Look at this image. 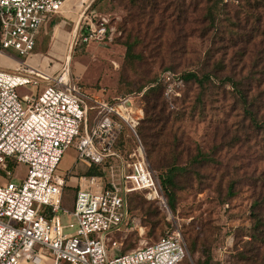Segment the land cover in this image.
<instances>
[{
  "label": "rangeland",
  "instance_id": "374dc122",
  "mask_svg": "<svg viewBox=\"0 0 264 264\" xmlns=\"http://www.w3.org/2000/svg\"><path fill=\"white\" fill-rule=\"evenodd\" d=\"M81 1L70 0L63 14L50 18L28 55L2 51L11 60L50 74L67 64L69 74L86 94L134 96L142 108L137 134L167 209L139 194L130 196L129 215L139 221L143 234L138 235L137 230L127 234L118 250H108L109 256L152 244L177 231L187 247V256L180 264H264V236L252 230L255 201L264 215V35L254 36L251 31L256 24L250 23L254 14L248 8L249 0H223L218 5L213 26L219 31L211 30L209 21L202 23L205 0H167L172 4L170 12L181 1H195L197 13L191 18L197 17L200 24L183 25L180 40V23L171 18L159 40L149 45H142L135 34L128 39L124 32L131 28L126 24L129 0H98L87 9L86 13L98 16L95 21L104 19L113 35L111 41L83 42L79 37L83 27L79 22ZM255 15L260 17L257 23L264 33V9L256 10ZM125 44H131L133 55H125ZM165 70L180 77L193 74L201 81H186L174 110L164 106L157 120L161 148L152 152L140 133L153 117L152 111L146 112L152 85ZM205 76L209 78L202 79ZM93 119L90 112L89 126ZM119 140L130 151L134 149L127 129ZM170 167L178 168L171 184L166 185L171 208L159 182ZM88 168L73 148L64 151L54 173L60 178L71 173L70 186L62 194L63 209H73V183ZM9 170L11 176L0 170V185L19 184L27 168L19 164L9 166Z\"/></svg>",
  "mask_w": 264,
  "mask_h": 264
},
{
  "label": "built area",
  "instance_id": "2783aa9c",
  "mask_svg": "<svg viewBox=\"0 0 264 264\" xmlns=\"http://www.w3.org/2000/svg\"><path fill=\"white\" fill-rule=\"evenodd\" d=\"M69 1L0 0V53L32 52L40 30ZM92 1L80 4L79 37L111 41L106 21L86 13ZM159 80L167 98L179 95L174 75L164 72ZM135 99L86 94L67 64L55 74L20 62L12 71L0 70V170L11 176L9 166L27 168L19 184L0 185V264H180L185 259L187 247L177 231L125 254L108 253L134 230L143 234L129 215L130 196L139 194L167 209L137 134L143 110ZM124 128L133 139L132 151L119 140ZM70 147L100 174L77 177L68 211L62 194L71 173L65 178L54 173Z\"/></svg>",
  "mask_w": 264,
  "mask_h": 264
},
{
  "label": "trees",
  "instance_id": "16d2710c",
  "mask_svg": "<svg viewBox=\"0 0 264 264\" xmlns=\"http://www.w3.org/2000/svg\"><path fill=\"white\" fill-rule=\"evenodd\" d=\"M98 0H93L90 8L96 3ZM248 1V0H247ZM129 4L131 5V8L129 9L128 13V21L126 22L127 25H131V28L129 30H124V32H127L128 39L131 36V34H135V36L138 38V40L141 42L142 45H149L151 42H156L159 40V35L167 28L168 22L171 18H174L175 21H179L180 23V40L183 39L184 34V26L191 25V24H200L198 22L197 17L196 19H192L191 17L197 13V5H195V1L192 3H186L185 1H181L180 4L176 5L175 9L170 12V9L172 8L171 3H167V0H129ZM223 0H205V14L203 15L202 23L205 21H209L211 24V27L209 28L211 30L219 31V28L216 26H213V24L216 21V18L218 17L219 13V7L218 5L222 3ZM248 8L252 10L253 16L251 17L250 23H255L256 26L251 27V31L254 33V36L258 34L264 35V33L260 32V25L257 23L259 21V16L255 15L256 10L264 9V0H249L248 1ZM236 18H238V14L235 15ZM245 23L249 25L250 23L245 19ZM169 28H171V23L169 24ZM143 32V34H141ZM139 42V44H140ZM138 44V42L136 43ZM135 45V44H134ZM133 45V46H134ZM126 48V56L133 55L131 44H125ZM136 58V56H133ZM139 58V56L137 55ZM51 67V64H48V68ZM58 68L54 70V72L57 71ZM169 72L172 75L175 76L177 80L180 81V89H179V95L173 96L171 98H167L165 96V88L162 82L159 80V77L162 73ZM209 76H205L204 80H207ZM193 79L195 81H198L200 83L201 80H198L195 75L193 74H187L183 77L178 76L177 74L173 73L170 70H165L159 74V76L154 80V83L152 85V90L150 93H152V97L149 98L146 101L147 111L151 112L153 117L150 118L147 122V126H145L141 131V137L146 143L149 144L150 149L152 152L159 151V133L157 131V120L162 115V112L164 110V106L166 110L172 111L175 109V104L178 100H180L181 93L180 90L183 89L186 85V81ZM79 84V83H78ZM161 100V102H160ZM141 123V122H140ZM178 171L177 167H170L166 169V174L163 176H160V185L165 190L164 194L166 197H168V205L171 208V195L167 194L166 185L171 184V176L176 175V172ZM181 172V168H180ZM100 174L98 169L95 168H88L85 175H97ZM166 176V177H164ZM162 189V190H163ZM143 197V196H142ZM146 200V199H145ZM149 202V201H148ZM252 230L256 235L258 236H264V215L259 210V202L255 201L252 205ZM166 235V234H165ZM165 235L161 236L164 237ZM160 237V238H161ZM159 238V239H160ZM255 238V237H254ZM128 252V251H127ZM127 252H124L122 254H125Z\"/></svg>",
  "mask_w": 264,
  "mask_h": 264
},
{
  "label": "crops",
  "instance_id": "0c3cea01",
  "mask_svg": "<svg viewBox=\"0 0 264 264\" xmlns=\"http://www.w3.org/2000/svg\"><path fill=\"white\" fill-rule=\"evenodd\" d=\"M0 57H1V60H3L2 62H0V67H2L4 69L3 71H12L16 67V65L18 64V61L11 60L10 58H8V56H6L3 53H0ZM74 185H75V183H73L72 187H74ZM69 186L70 185H69V181H68L67 187H69Z\"/></svg>",
  "mask_w": 264,
  "mask_h": 264
},
{
  "label": "bare ground",
  "instance_id": "6f19581e",
  "mask_svg": "<svg viewBox=\"0 0 264 264\" xmlns=\"http://www.w3.org/2000/svg\"><path fill=\"white\" fill-rule=\"evenodd\" d=\"M82 2H83V1H81V2L79 3V5H80ZM66 60L69 61V56L66 57ZM125 115L128 116L127 114H125Z\"/></svg>",
  "mask_w": 264,
  "mask_h": 264
}]
</instances>
